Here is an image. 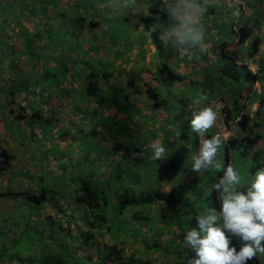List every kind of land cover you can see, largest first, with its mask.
<instances>
[{"label":"trees","instance_id":"trees-1","mask_svg":"<svg viewBox=\"0 0 264 264\" xmlns=\"http://www.w3.org/2000/svg\"><path fill=\"white\" fill-rule=\"evenodd\" d=\"M136 1L142 0H135V3ZM143 1L147 5L146 7L138 8L133 4L131 7L120 11H113L108 6L109 0L16 1V3L12 2L14 7L12 12L5 14L9 17L7 21L8 25L12 24L11 29H6L7 31H11L12 29L20 30L23 50L19 52L22 55L31 60L37 59L45 62L44 68L47 71H42L39 74V79H46L48 81L47 85L53 86V93L63 91L65 95L79 96L81 94L84 96L86 102L80 103L82 107L84 106L80 110L82 114L86 113L89 107L88 102L93 101L95 103V107L91 110L94 116L91 118L90 123H93V126L99 123H106L102 124V126H106V129L102 133V130H97L94 127L90 135L99 136L105 142V146L111 150L113 155L110 157L112 159L111 162L118 159L121 155L122 157L119 161H122L126 157L131 159L130 157L134 153L143 154L148 149L147 146L156 139L154 137L157 136L158 130L172 126L170 115L166 110L168 95H166V98L163 97L160 92L161 88L169 91L172 87H178L180 84L188 82L195 86L200 85L202 92L208 96V102L212 103L215 99L223 102L222 113H224L226 121H233L239 117L236 125L239 128L240 134H236L224 143L226 150L225 167L229 164V153L236 149H241L242 154L248 160L251 158L257 167L264 164V114L262 111L264 109V88L262 87L260 92H257L259 95L257 98H253L256 95V90L255 92L253 90L254 84L264 81V61H257L256 70L254 71L251 70L248 62L249 60L254 62V57L258 54L259 48L264 43L263 31L259 32L261 31L260 28H262L261 25H264V0H256L257 3L255 0L252 2L245 0L244 4L248 7L257 8V10H251L248 15H245L243 12V4L239 5L237 4L238 2L229 3V5L227 3L221 4V1L212 2L205 15V23L209 34L207 41L211 40L212 47L208 63L202 65L203 79L200 82L188 80L187 77L189 76L176 70L178 69V63L171 64L163 59L153 73H149L147 76H138L136 72L131 71L127 77V81L124 83L120 79L122 71H118L112 67L114 60L111 59L110 61L106 59L108 56L105 54L100 57L97 53L103 50L111 51L115 48H118L116 54L119 50L122 54L129 53L135 45L143 43L145 35L148 38L146 41L152 42L156 46V49L157 47L159 48L161 54H166V57L174 49L171 46L164 45L158 38L162 26L168 22V17L163 8V1ZM237 10L240 12L239 17H233L232 12ZM29 16L37 20V22L32 24L28 22L32 25L31 29L33 31H29L26 28L29 24L21 23V20L24 21ZM2 18H4V15ZM227 23L230 24L231 30L235 33V39L227 40L225 38L222 26ZM63 27L65 28L64 32L62 30ZM135 29H137L138 33L140 32L138 36H133V30ZM85 30L94 33V35L87 36L88 34H85ZM100 33L101 35L98 36ZM5 36L8 35L5 34ZM105 39H107L108 45L102 43ZM59 44L66 46L65 53L62 52L63 55L60 54L62 58L60 61L61 67L50 66V68L46 64L54 59L53 53L60 46ZM166 46L167 48L165 49ZM32 48H37L38 51L35 52ZM39 48H43L45 52L48 50L50 52L43 55L45 52L40 51ZM13 53L15 54L16 52L13 51ZM72 53L75 56L69 60L71 67H67L65 66V60L66 58H70ZM116 54L114 52L112 54V57L115 59L117 57ZM145 70H140V72L147 73V70ZM19 74L21 75V73H18L16 78H13V83L11 82L13 87L16 86L15 83H18L20 87ZM28 77L31 80L32 76ZM37 77H33L32 87L37 85ZM138 78H140L143 86H145L143 91L140 89V85H137ZM73 80L79 81L81 84H78L76 88H69L67 83L71 84ZM11 90L12 92L10 93L13 96L17 94L16 89L11 88ZM30 90L29 88L28 92ZM223 90L229 92V106L219 96ZM32 91L34 92V89ZM144 95L151 101V105H148L147 102H142L144 106L133 108L134 105L129 101L130 97L135 96L136 99L140 100V96L144 97ZM245 98H247L246 102L250 104L257 103L252 113L243 110V100ZM77 100H79V97ZM103 106L113 107L115 112L121 113L123 117L116 119L106 115V119L101 118L104 115ZM144 107H148L151 111L150 115H148L149 118L144 114V111H147V108L145 109ZM155 111H158L157 113L159 114L156 115L157 118L159 116L164 121L161 127L156 126L160 122L159 118H152L151 116ZM191 113L192 110L190 111V116L183 120L184 124L179 127L178 134L174 136L177 141L182 142L179 150L184 153L187 152L185 158L189 154V146L185 142L189 136V122L192 119ZM83 118L84 121H89L88 117L83 116ZM100 118L103 121L102 123L100 122ZM146 121L149 123H146ZM135 124L138 127L135 128L138 133L136 140L140 135L145 137L147 133H143V131L145 132L147 129L150 131L148 135L153 136L149 144L145 143V141L141 142V144L138 142L134 143L133 139L130 138L131 128L133 129ZM144 124L146 129H144L145 127L142 128ZM153 125L156 128H153ZM212 133L213 129L209 131V137ZM60 134L64 135V132L61 130ZM193 134L192 145L196 147L199 138L195 133ZM107 135L112 139L111 145H108ZM125 136L128 139H122ZM60 139H63V137L59 135L57 142L62 145L61 148H65L71 144L70 142L65 146L61 144ZM143 145L145 146L143 147ZM175 155L176 153L169 155L171 157L169 160L170 171L178 169L176 165L177 156ZM14 157V154L2 146L0 142V171L9 169L12 166L11 162ZM142 157L134 155V164L140 163ZM106 162L97 160L94 162L99 167L101 177L107 175L106 173L113 166L112 171H115L119 167L118 163L112 166L110 162ZM125 164L128 165L129 162ZM189 164V171L186 169L188 165L182 167L184 168V172L181 173L182 177L179 175V182L177 185H170V189L156 188L144 193L140 192L138 196H132L125 200L118 199L134 206L147 205L148 208L151 207L155 213L159 214L161 219L156 221V229L150 233V238L147 237L148 239L145 240L141 238V241L136 229H131L130 233H126L122 232L118 227L114 229L113 225L110 226L108 224V221L111 219L99 210L103 204H107V197L105 195L107 189L98 187L90 181L82 180L78 186L79 193L74 196V201L83 204L89 209L91 219L83 221L85 225H82V227L84 228L79 230L75 236L77 242L79 241L81 245L86 246L90 242L89 246L94 252L84 257L86 259L80 258V260L85 264H89L88 262L93 257H96V260L90 264H187L188 260L195 257V252L192 249H188L184 244L183 237L187 229L197 228V225H194L197 223V220L194 217L192 219L187 218L185 220L191 223L182 226L179 213H188L189 216L193 214L191 210L192 204L196 199L202 198L204 189L203 187L200 188L199 184L202 181L201 178L204 177L202 175L208 170L197 173L191 170V162ZM180 167L181 165H179V169ZM250 170L254 174L256 168L250 166ZM222 175L223 172H219L217 179L219 180ZM240 190L246 191V187ZM175 191L178 193L176 194ZM186 194L188 195L186 196ZM6 195H23L27 201L40 204L41 202H46L48 193L43 189L40 193L28 189H18L17 192L8 190L6 193L0 192V198ZM214 200L220 210L219 199L215 196ZM114 203L116 204L115 201ZM48 204L44 210L46 214L43 215L42 221L48 227L55 229V231L60 229L61 232L63 228L68 230L70 226L68 223L69 218L74 216V214L68 215L70 213L66 212L68 206L64 204L59 205L54 202H48ZM49 206H51V213ZM164 206L169 209L168 213H162L161 208ZM93 209L97 211L93 213ZM54 213L56 215H63L67 221L66 228L62 226L61 220L60 224L58 223L59 219L54 217ZM149 214L146 211L145 213H141L135 210L132 211L129 218L134 221H144L149 219ZM175 216H178L177 222L174 220ZM124 218L128 219V216H124ZM95 230L100 233L94 234ZM69 232L71 231L69 230ZM106 235L110 236V240L104 238ZM226 235H228L227 232ZM58 236L63 238V236ZM121 237L123 238L122 240ZM128 241L131 243V246H139L140 249L135 248L131 252H127L121 243L127 244ZM230 241V247L235 246L236 249H240L241 246L234 245L231 238ZM138 253L154 256L152 260H149L148 258L139 256ZM247 264H260V262L257 257H254Z\"/></svg>","mask_w":264,"mask_h":264},{"label":"rangeland","instance_id":"rangeland-1","mask_svg":"<svg viewBox=\"0 0 264 264\" xmlns=\"http://www.w3.org/2000/svg\"><path fill=\"white\" fill-rule=\"evenodd\" d=\"M16 1L20 2L21 0L0 1V37L1 33L4 35L7 34L8 37H10V32L6 29V27H9L7 22L9 17L5 14L12 12L14 8L12 2L16 3ZM252 1L253 0H250V2ZM244 2L245 0H238L237 4H243V12L245 15L250 14L251 10L253 9L257 10L256 7H248L246 4H244ZM255 2L257 3L256 0ZM223 3L224 2L221 1V4ZM225 3L228 2L226 1ZM219 9L221 8L219 7ZM3 15L4 18H2ZM21 23H23V20H21ZM261 26L262 31H264V25L262 24ZM222 27L227 40L235 39V33L233 30H231L230 24L227 23ZM146 39H148L147 35H145L143 41H146ZM145 43L149 45V47L154 46L152 42L146 41ZM15 46L17 48H22V40L18 39L15 43ZM32 50L35 52L38 51L37 48H32ZM39 50L45 52L43 48H39ZM15 52L16 53L14 56L16 58H19L22 55L19 51ZM48 52L50 51L48 50L45 53ZM174 52H176V50H174ZM209 53H211V50ZM209 53H207L208 57L210 56ZM174 54L175 53L171 55V58L177 57V55L174 56ZM165 55V53L161 54L159 48L157 47L156 49V46H154L151 57L152 60L157 64L156 68L159 66L160 61H163V59L166 61ZM29 60L30 59H28V61ZM33 62V71H24L21 72V75L19 74V83L21 86H14V88L17 90V95H19V92L23 96L27 95V93L28 95L31 94V91L28 92L30 85L29 82L33 81L34 79L30 80L28 76H32V78L38 76L36 79L37 90L40 87L47 86L48 81H46V79H39V74L42 71H47L42 66L44 61L35 59ZM251 68H255V66L251 65ZM192 69V67L190 68L186 65H179V72L182 74L188 73L190 74L188 75L189 77H187L188 80L190 79L192 81H197L202 72L197 68L193 70ZM154 71H156V69ZM142 74H144V72ZM24 75H26V78ZM2 78L4 79V77ZM120 79L124 81L123 77H120ZM254 86L257 91H260L262 87L264 88V81L262 83L258 82V84H255ZM19 88L21 91L18 90ZM144 88L145 87H142V90H144ZM1 90H3V88H1ZM160 92L165 98L166 95H168V105L166 110L170 115L172 128H162L161 130H158L157 136L154 138H161L165 142L170 154L176 153V165L178 169H172V171L169 170V160L171 157H168L163 161L149 160V155L151 152L149 146H147L148 149L143 154L134 153L131 155V159L126 157L123 158L122 161H119V159L122 157L121 155L118 159H115L111 162L112 159L110 157L113 156L112 152L105 146V143L102 139H100L99 136L79 133L69 135L57 134L58 136L60 135L63 138L71 140L70 145H65V148H61L62 145H60L57 142V139L54 137L56 134H45L43 135L44 138H38L35 136V142H32L30 140L29 134H26L24 131H22L23 127L21 124H19L12 136L15 139L13 144L14 146L18 145L25 148L22 158L31 164L30 166L32 169H34V171L31 173L28 171L29 168L26 166L22 167L17 165L16 169L13 171L12 178L9 179L10 182L8 187L6 188V186L3 185L0 191H2L1 193H6L7 190L17 192V189H28L30 191L40 193L43 189L48 193V195L46 202H41L40 204L27 201L23 195H6L0 198V264H85L80 260V258L86 259L84 257L94 252V250L89 246L90 242H88L86 246L81 245L79 241L77 242V238L75 236L79 230L83 229L82 225H85L83 224V221H85V219H91L89 209L83 204H79L74 201V196L79 193L78 186L82 180L90 181L96 184L98 187L107 189L105 194L107 197V204H103L99 210L104 212L111 219L108 221L110 226L113 225L114 229L118 227L122 232L126 233H130L131 229H136L137 235L140 237H138L140 241L141 238L144 240L148 239L147 237L150 238V233L156 229V221L161 219L159 214L155 213L151 207L148 208L147 205L134 206L118 199L125 200L132 196H138L140 192L144 193L156 188L169 189L170 185H177L180 176L182 177L181 173L184 172V168L182 167L188 165L186 169L189 171V163L191 162L190 157L199 146V141L196 147L192 145V137H194V132L191 129V121L189 122V136L185 142V144L189 146V154L186 158L185 155L187 152L184 153L183 151L179 150L182 142L177 141L174 136L178 134L179 127L184 124L183 120L190 116V111L194 108L192 105L193 99L202 92L200 85L195 86L187 82L185 84H180L178 87H172L169 89V91L165 88H161ZM219 96L224 99V103L226 101L227 106L230 105L228 91L223 90ZM140 98H144L142 101L147 102L148 105H151V101L145 95L144 97L140 96ZM246 101L247 98L243 100V110L252 113L256 108V104H250ZM262 111L264 114V109ZM157 112L155 111L153 114H151L152 118H157ZM18 113V110L15 111V114ZM159 120L160 124L157 123V125L158 127H161L164 121L163 119ZM66 121L67 120L65 119V122ZM146 123L149 122L146 121ZM51 124L52 121L47 123L45 132L48 129L53 130ZM153 128L155 127L153 126ZM135 130L137 131V129ZM146 130V136L143 137L140 135L138 140H136L140 144L144 141L148 144L151 142L153 136H149L148 134H150V131ZM60 131L61 130H59V132ZM237 134H240V132ZM109 137L110 136L107 135V142L109 145H111L112 139ZM46 138L51 144L48 145ZM130 138L133 139L132 135H130ZM122 139L128 138L125 136ZM4 141L5 137L0 136L1 145L9 149V147L4 144ZM24 142L26 143L24 144ZM44 147H46V151L44 150ZM78 148L80 149L78 150ZM17 149L20 150L21 147ZM60 149H62V151H60ZM78 151H80V153H78ZM27 154H29L28 157ZM134 155L138 157L143 156L144 159L142 157L140 163L134 164ZM218 159H220V161L225 166L226 150L224 146L218 154ZM95 160L110 162L112 166L118 163L119 167L115 171H112L114 168L113 166V168H111V170L106 173L107 175L101 177L99 173V167L96 165V163H94ZM126 162H129V164H125ZM229 163H231L234 168H238L242 175L245 176L246 180L251 178L252 172L250 170V165L248 164V159L242 154L241 149L232 150L229 153ZM179 165H181L180 169ZM60 170L62 173L59 172ZM219 172L216 170H208L205 172L204 175H202L204 177L201 178L202 181L199 184L200 188L203 187V191L210 189L212 185L218 181L217 175ZM40 173H42V176H39ZM4 174H6V172ZM26 177L30 181L25 182ZM14 179H19V181L16 183ZM175 193L177 194L178 192L175 191ZM187 195L188 194H186V196ZM215 196L217 199H219V193L213 189L210 195H202V198L199 200L196 199L191 207L193 212L191 216H189L188 213H179L182 226H186L188 223H191L185 220L187 218L192 219L194 217L196 220V215L200 214L207 206L214 207L217 211H219L218 206L215 204ZM48 202H54L59 205L64 204L65 206H68L66 208V212L70 213L68 215L74 214L73 217L69 218L68 222L70 224L69 230L71 232L64 228L61 230V232L60 229L55 231V229L48 227V225L42 221L43 215L46 214L44 210L46 209ZM218 204L221 205L220 199ZM135 210H138L141 213H145V211L149 212V219L144 221L131 220L129 215ZM95 211L97 210L93 209V213H95ZM161 211L162 213H168L169 209L164 206L161 208ZM51 212L52 211L50 210V213ZM75 213L80 215H76ZM124 216H128V219H125ZM54 217L59 219L58 223L61 220L62 226L66 228L67 221L64 219L63 215L55 214ZM174 220L177 222L178 216H175ZM194 225H197L198 228L197 223ZM97 233L100 232L95 230L94 234L97 235ZM64 234H66V236H64ZM58 235L63 236V238L59 237ZM123 237L125 238V236ZM104 238L110 240V236L108 235L104 236ZM230 238L234 245L238 247L241 246V241H239L236 237ZM122 239L123 238L121 237V240ZM55 240L59 242H56ZM121 244H123L122 246L127 252H131V250L135 248L140 249L139 246H131L129 241L127 244H124L123 242ZM237 251H239V248ZM138 255L143 258H148L149 260H152V257L154 256L151 254L146 256L145 253H138ZM158 257L160 258V256ZM76 258L78 259L76 260ZM257 258L259 259L260 264H264V255L258 254Z\"/></svg>","mask_w":264,"mask_h":264},{"label":"clouds","instance_id":"clouds-1","mask_svg":"<svg viewBox=\"0 0 264 264\" xmlns=\"http://www.w3.org/2000/svg\"><path fill=\"white\" fill-rule=\"evenodd\" d=\"M212 2L163 0L168 22L160 31L162 43L193 61L206 55L209 34L205 15ZM134 3L135 0H109L108 6L113 11H120ZM239 15L238 10L232 12L233 17ZM251 65L249 61V67ZM193 105L190 123L192 131L199 138V146L190 157L191 170L197 173L216 170L222 171L223 175L203 193L208 196L215 189L221 200L220 210L207 206L196 215L198 228H189L184 233V244L195 252V257L187 264H247L258 254L264 255V164L257 167L249 158L248 164L256 171L247 180L231 163L225 167L218 154L227 138L219 131L210 137L208 135L217 125L218 111L203 92L193 99ZM149 147L151 161H163L170 155L165 142L159 137ZM245 187L246 191L240 190ZM230 237L241 241L239 251L235 246L230 247Z\"/></svg>","mask_w":264,"mask_h":264},{"label":"crops","instance_id":"crops-1","mask_svg":"<svg viewBox=\"0 0 264 264\" xmlns=\"http://www.w3.org/2000/svg\"><path fill=\"white\" fill-rule=\"evenodd\" d=\"M135 6H137L138 8H143L144 6L146 7L147 5H145L144 1L142 0V1H136ZM28 22L32 24V23L37 22V20H34L31 16H29L27 19L23 21L22 24H29ZM11 25L12 24H9V27H6V28L11 29ZM29 25H27L26 28L29 31L30 30L33 31L31 29L32 25L30 26ZM260 29L261 31L259 32H262V28ZM62 30L64 32L65 28L63 27ZM133 31H134L133 36L135 35L138 36V34L140 33V32L139 33L137 32V29ZM9 32H10V37L5 36V35L2 36V33L0 37V136L5 137L4 144H6L9 147L8 150H10L14 154L15 157L13 161L11 162L12 166L9 169L0 171V189L3 185H5L6 188L8 187L9 182H10L9 179L12 178L13 171L16 169L17 165H20L22 167L26 166L27 168H29L28 171L31 173H33L34 171V169H32L30 166L31 164L25 161L24 158H22V155L25 152V148L23 146H18V145L14 146L13 144L15 139L12 136L16 128L19 126V124H21V126L23 127L22 131H24L26 134H29L30 140L32 142L33 141L35 142V136H37L38 138H44L43 135L45 134H56L54 137L57 139L58 138L57 134H60L59 130H62V132L64 131V134H68V135L75 134L78 132L80 134L81 133L91 134L93 130L92 128L95 127L97 130H100V131L102 130V133H103L105 132L106 126L105 125L102 126V124H106V123H102L103 121L101 118L106 119L107 118L106 115L107 116L109 115L110 117H113L116 119L123 117L121 113H116L113 107L103 106L102 110H103L104 115L100 118V122L102 124L99 123L96 126H93V123H90L91 118L94 116L91 111L93 107H95V103L93 101L88 102L89 107L86 110V113L82 114L80 110L84 108V106L82 107L80 103L86 102L84 96H82L81 94L79 96H73V95H67V94L65 95L63 94L64 93L63 91H60L58 93H53L54 88L52 85H47L46 87H40L37 90L36 86L32 87L33 81L29 82L30 84L29 88L31 89L30 91L33 92L32 90L34 89L33 93H31L30 95H28L27 93V95L23 96L19 92V95L14 94L13 96L10 93L12 92L11 88L15 89L12 85L13 78H16V75L18 73H21L24 71L31 72L33 70L34 62L31 59L28 61V58L23 55H21L19 58H16L14 56L15 54L13 53V51L23 50V46L22 48H17L15 46V43L17 42L18 39L22 38V35H21L20 30H16V29L14 30L12 29ZM84 32L86 35L88 34L87 36H90L92 34L94 35V33H91L88 30H85ZM100 35L101 33L98 36ZM263 35H264V31H263ZM10 39H11V42H10ZM210 42L211 40L207 41L209 45L208 53L210 52L211 47H212V43ZM102 43L105 45H108L107 39H105V41H103ZM166 48L167 46L165 47V49ZM152 49L154 50V46L149 47V45H147L143 41L141 45L139 44L135 45L134 48L129 53L122 54L121 51L119 50L118 53L116 54L118 48H115L111 51L103 50L100 53H97V55L102 57L105 54L108 56V58L106 59L110 61L111 59L114 60L113 61L114 65L112 67L113 69L115 68L118 71L119 70L122 71L121 77H123L124 79L123 82L125 83L131 71L136 72L138 76H141V75L147 76L148 73L154 72L157 64L152 60V57H151ZM65 50H66V46L64 45L62 46L60 45L59 47H57L53 53L54 59L50 62H47L46 66L61 67L60 65V61L62 60L61 55L65 53ZM113 52L117 55L116 59L112 57ZM173 53H175L174 56L177 55L176 58H171V55H173ZM44 54L46 53H43V55ZM74 56L75 54L72 53L70 58H66L65 66L71 67V63H69V60L72 59ZM260 60L264 61V49H262V46L259 48L258 54L254 57V60H253L254 62H252L253 65L255 66L257 61H260ZM166 61L170 62L171 64L178 63V69L176 70H179V65H186V66H189L190 68L192 67L193 69L197 68L199 71L202 72V74L197 80L200 82L203 79L202 65H205L208 63L207 62L208 56L206 54L201 59L193 61V60H190L188 57L181 55L177 51L174 52V49H173L171 54L168 57H166ZM44 64L45 62L42 65L43 67H44ZM145 69L147 70V73L145 72L144 74H142L140 70H145ZM186 75L188 76L190 74L187 73ZM24 76L26 78V75ZM2 77H4V79ZM138 79L139 81H137V85H140V89L142 90V87H145V86H143L142 81H140V78ZM71 82H72L71 84L67 83V86L69 88H76L78 84H81V82L76 81V80L75 81L73 80ZM15 85L19 86L18 83H15ZM1 88H3V90H1ZM18 90L21 91L20 88ZM253 90L254 92L256 90V95L253 98H257L259 96L257 92H260V91H257V89L254 88V86H253ZM78 97H79V100H77ZM142 100H144V98H140L139 100V99H136L135 96H131L129 101L134 105L133 108H141L142 106H144L142 105V102H143ZM254 104L257 105L256 102ZM144 108L145 109L147 108V111H144V110L143 111H144V114L148 116V114L145 112H148L150 114L151 111L148 109V107H144ZM17 110L19 111V114H15V111ZM83 116L88 117L89 121H84ZM158 118L160 119L161 117L158 116ZM65 119L67 120L66 122H65ZM50 121H52L51 127L53 130L48 129L45 132L47 123H49ZM136 124L138 123L136 122ZM136 124H135L134 129L137 127ZM153 126L155 127V125ZM156 126L158 127L157 124ZM144 127H145V124L142 125V128ZM168 128H172V126L170 127L168 126ZM144 129H146V127ZM130 133L134 137L133 142L136 143L137 142L136 138L138 136L137 131L132 129ZM143 133L145 132L143 131ZM59 141H61V144L63 145H67L71 142L70 139H66V138L60 139ZM46 142L48 143V145L51 144L48 142L47 138H46ZM25 143L26 142H24V144ZM144 146L145 145H143V147ZM19 147H21L20 150L17 149ZM45 148L46 147H44V150L46 151ZM78 153H80V151H78ZM28 155L29 154H27V157ZM5 172L6 174H4ZM59 172L62 173L61 170ZM39 176H42V174L40 173ZM18 181L19 179L15 180L16 183ZM28 181L30 180L26 177L25 182H28ZM49 209L51 210V206H49ZM94 260H96V257H93L88 263L90 264Z\"/></svg>","mask_w":264,"mask_h":264},{"label":"built area","instance_id":"built-area-1","mask_svg":"<svg viewBox=\"0 0 264 264\" xmlns=\"http://www.w3.org/2000/svg\"><path fill=\"white\" fill-rule=\"evenodd\" d=\"M213 1H223L224 3L227 1L228 5L229 3L238 2V0H213ZM262 49H264V43L262 45ZM251 70L253 71L256 70V66L255 68H251ZM212 104L214 105L215 109L218 111L219 114V119L217 125L213 128V133L217 131L221 132L222 135L227 138L226 141H228L230 138L234 137L238 133L239 128L236 125V121L239 120V117H237L233 121H226L224 117L225 115L224 113H222L223 102L219 99H215L212 101Z\"/></svg>","mask_w":264,"mask_h":264}]
</instances>
